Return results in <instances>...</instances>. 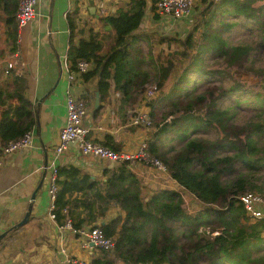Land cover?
Segmentation results:
<instances>
[{"label": "trees", "instance_id": "1", "mask_svg": "<svg viewBox=\"0 0 264 264\" xmlns=\"http://www.w3.org/2000/svg\"><path fill=\"white\" fill-rule=\"evenodd\" d=\"M147 1L152 11L155 0H128L124 9L99 18L113 33L105 51L99 32L91 28L75 46L76 11L67 14L66 58L70 71H76L77 61L88 65L81 80H95L100 104L110 97L118 100L126 122L134 114L126 108L133 111L151 81L159 84L158 66L172 65L156 98L145 100L149 122L139 128L146 131L144 153L178 190H158L146 199L125 163L104 168L101 186L77 168L60 167L54 223L61 227L69 222L74 231L84 225L97 228L113 240L111 251H98L92 264H264V218H248L239 202L244 194L264 199V66L254 72L259 77L254 86L237 83L228 72L264 52V0H197V18L185 37L158 39L165 48L176 47L160 52L159 64L142 52V44L151 50L150 36L136 31ZM17 3L0 0V59L18 51ZM237 34L255 37V42L233 43ZM1 73L0 154L38 121V108L26 97V72L5 68ZM243 110L252 117L239 126L236 118ZM181 194L196 203V211L185 210ZM112 208L121 215L96 226Z\"/></svg>", "mask_w": 264, "mask_h": 264}, {"label": "crops", "instance_id": "2", "mask_svg": "<svg viewBox=\"0 0 264 264\" xmlns=\"http://www.w3.org/2000/svg\"><path fill=\"white\" fill-rule=\"evenodd\" d=\"M89 1L90 4L85 6L84 11H80L75 0H36L34 17L18 31L16 57L7 56L8 53L5 52L0 59V78L3 76L1 70L4 69L2 63L10 59L14 62L13 69L26 72V97L38 108L37 126L30 131V145L8 156L0 154V236L6 234L0 240V264H64V257L58 253L60 244H64L67 253L78 260L91 261L99 255L97 250L90 252L83 250L81 248L83 238L72 235L67 230H61L48 217L50 198L45 166L52 157V151L58 143V134L64 125V91L69 85L74 96L86 100L87 112L82 124L91 128L90 138L93 141L104 143L120 152L133 154L146 138L145 129L133 130V127L127 126L125 118L119 111L118 100L114 103L113 97L101 104L98 101L102 107L93 117L95 80L83 82L79 76L69 83L60 70L58 63L66 58L69 47L66 15L76 11L74 22L77 33L84 29L88 18L97 22L98 27L110 31L108 26H103L99 22V18L114 15L118 8L124 9L128 2V0ZM71 10L73 12H70ZM147 19L151 23L156 22L151 15L149 1L146 2L137 32L143 30ZM79 20L82 21L80 29L77 28ZM89 28L93 30L92 27ZM97 30L93 31L98 32ZM3 49L4 36L0 22V51ZM138 110L147 112L145 101L137 103L133 111L126 108L128 114ZM87 162L81 158L77 148L70 145L57 162V167L77 168L101 186L104 182L103 169L115 166ZM137 179L143 193L152 191L154 193L164 189L178 190L165 173L155 170L148 171L147 183L144 185L139 178ZM160 182L163 184H159ZM31 195H34V200L30 204V215L22 226L17 227L29 205ZM183 196L187 198L186 195ZM194 208L195 211L198 208L195 202ZM119 215L121 212L117 208H112L103 219L96 221L95 225H105Z\"/></svg>", "mask_w": 264, "mask_h": 264}, {"label": "built area", "instance_id": "3", "mask_svg": "<svg viewBox=\"0 0 264 264\" xmlns=\"http://www.w3.org/2000/svg\"><path fill=\"white\" fill-rule=\"evenodd\" d=\"M216 1V0H214ZM192 0H155L153 3V10L151 15L158 20L164 21L167 24H175L186 18L191 14ZM36 0H18L17 10L15 13V20L18 30L28 23L35 15ZM14 58L16 54H13ZM5 68L12 69L14 62L10 60L5 61ZM60 70L65 74L66 80L71 83L75 78L79 77L82 72L88 69V65L83 61L76 62V71L69 70V62L64 58L59 63ZM4 68V69H5ZM69 85L64 91V105H65V121L63 128L58 134V143L52 151V157L46 163L45 171L48 178V194L50 198V205L48 208V217L50 221L54 222V217L51 214L52 200L55 192V180L57 162L60 157L68 149V146L73 145L79 151V155L85 162L103 165H117L125 163L127 168L140 181L147 183V173L150 170H155L165 173L164 169L156 162L151 161L144 153V145L141 144L138 151L131 154L125 152H113L103 148L98 143L90 138L91 128L84 126L82 123L86 116L87 106L86 102L79 96H74L70 90ZM156 87L149 86L144 90L143 98L148 100L155 94ZM129 125L131 127H144L148 125L145 112L136 111L132 117L129 118ZM144 125V126H143ZM31 143V133H27L22 139L17 142L7 144L1 149L2 156L22 150L28 147ZM87 162V163H88ZM147 168H150L147 170ZM166 174V173H165ZM172 190V189H171ZM176 191V189L172 190ZM185 194H181V198L185 201ZM188 200L191 199L187 196ZM239 202L246 214V216L253 220L264 218V200L252 195L244 194L239 198ZM194 203V201H193ZM61 230H67L72 235H78L84 239L82 249L86 251H111L113 248V240L106 239L97 228L82 227L79 231L71 229L69 222L63 226L58 227ZM58 253L64 257V264H92L90 260L83 261L71 257L64 247V244L58 245Z\"/></svg>", "mask_w": 264, "mask_h": 264}, {"label": "rangeland", "instance_id": "4", "mask_svg": "<svg viewBox=\"0 0 264 264\" xmlns=\"http://www.w3.org/2000/svg\"><path fill=\"white\" fill-rule=\"evenodd\" d=\"M75 1L78 3V9H80V11H84L85 6L90 4L89 0H75ZM199 7L200 6H199L198 1L192 0L190 16L188 18L180 21V22L175 23V24H167L166 22L161 21V20H158L157 22L151 23L147 19V21L143 25V30L138 31L139 34L148 35L151 38V40H150L151 50H148L149 47L147 45L142 44L143 54L144 55L149 54L150 56L153 55L154 61L156 62V64H159V57H157V55L160 52L166 53L168 51L173 52L174 50H176V47L171 45V44H170L171 46L169 48H165L164 44L158 43V39L162 38V37H176V38H180V39L184 38L185 35L188 33V31L191 30V27L194 25L195 19L197 18V9ZM66 9H67V6H66ZM70 12H73V11L71 10ZM85 19H87V18L85 17ZM85 23L86 24H85V27L83 29V34L79 35L77 33V30L75 31L76 33L73 34V37H72L73 44L76 46L78 44L79 38H86L87 37V28L92 27L93 30L98 29L97 31L99 32L98 34H99V37L101 38L103 51H105V49H107L112 43V34H113L112 30L109 28L111 31L110 32L107 29H103V28L98 27L97 22L93 21L92 18H88L87 22H85ZM146 23H147V26H146ZM144 26H146V27H144ZM77 28L78 29L82 28V21L81 20H79ZM66 38H67V34H66ZM232 42L236 43V44L242 43V42L247 43V44H253L255 42V37L243 36V35L237 34L236 38H234ZM251 46H253V45H251ZM253 54H255V52H253L252 55ZM164 55L165 54H161V56H164ZM248 66H252L253 69L248 70L247 69ZM263 66H264V52L259 53L257 56H255L253 58L252 61L248 59L241 68H239V67L238 68H229L228 72L233 76V79L237 83H239L243 86H254V84H256V82L259 81V77L256 76L254 72L255 71H261V68ZM171 67H172V65L170 63L165 64V66H158L159 84L158 83L153 84V81H151V83L149 85H147L144 90H146L149 86L154 85L156 87V91L154 94L155 97L154 96L153 97L156 98V96L158 94L159 86L161 84L166 85V83H167L169 73L171 71ZM151 74H152V72H151ZM143 93H144V91H143ZM141 101H143V102L145 101L143 98V95H142ZM135 112L136 111H134L133 113H135ZM139 112H141V111H139ZM250 114L251 113H249V111H247V110L241 111V113L239 114V117L236 118L237 121L235 120L236 124L239 126H242V125L249 123V121L251 120V117H252V115H250ZM146 117H147V115H146ZM128 122L129 121H127V126L131 127ZM147 122H149V121L147 120ZM139 127H136V128H139ZM144 127H147V126H144ZM26 148H24V149H26ZM159 184H163V183L160 182ZM162 188H163V186H162ZM164 190H168V189H164ZM172 190H174V189H172ZM172 190H168V191H172ZM173 192H177V191H173ZM143 194L146 195L145 197L147 199V196H151L153 194V191L150 193H143ZM184 208L190 214L195 211L194 210L195 209L194 203L192 202L191 199L188 200V198H186L184 201ZM260 253H261V251H260Z\"/></svg>", "mask_w": 264, "mask_h": 264}, {"label": "water", "instance_id": "5", "mask_svg": "<svg viewBox=\"0 0 264 264\" xmlns=\"http://www.w3.org/2000/svg\"><path fill=\"white\" fill-rule=\"evenodd\" d=\"M5 66H6V63L3 62L2 63V67L5 68ZM97 107H98V92H95V94H94V103H93V110H95ZM33 200H34V195H31V197L29 198V205L26 208L25 214L23 215L21 222L17 224V227L22 226L26 222V219L28 218V216L30 215V212H31L30 211L31 210L30 204L33 202ZM5 235L6 234L1 235L0 236V240L3 237H5Z\"/></svg>", "mask_w": 264, "mask_h": 264}]
</instances>
